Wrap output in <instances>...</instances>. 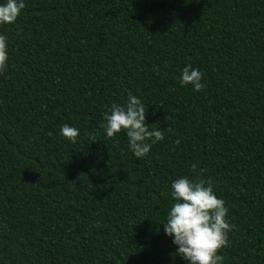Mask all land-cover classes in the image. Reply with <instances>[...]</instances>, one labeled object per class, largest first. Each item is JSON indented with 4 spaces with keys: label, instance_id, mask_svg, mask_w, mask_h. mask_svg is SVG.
<instances>
[{
    "label": "trees",
    "instance_id": "16d2710c",
    "mask_svg": "<svg viewBox=\"0 0 264 264\" xmlns=\"http://www.w3.org/2000/svg\"><path fill=\"white\" fill-rule=\"evenodd\" d=\"M24 2L0 26V264H187L161 225L201 169L233 225L224 264H264V0ZM129 94L165 131L144 159L101 127Z\"/></svg>",
    "mask_w": 264,
    "mask_h": 264
},
{
    "label": "clouds",
    "instance_id": "9594fccd",
    "mask_svg": "<svg viewBox=\"0 0 264 264\" xmlns=\"http://www.w3.org/2000/svg\"><path fill=\"white\" fill-rule=\"evenodd\" d=\"M26 8L24 0H6L0 4V26L15 24ZM7 37L0 34V74L8 67ZM155 71H159L155 69ZM204 74L191 64L183 68L180 77L181 86H191L195 91H203ZM147 112L143 102L135 95L129 94L124 106L112 104L110 114L104 115L106 124L101 125L108 138L125 133L129 148L137 159L146 158L152 146L165 139V131L157 124L149 126L146 122ZM168 130V129H167ZM51 135V133H49ZM60 135L72 144L80 137L79 129L68 124L61 126ZM85 135L93 142L96 135L86 132ZM177 140L176 144L179 145ZM193 173L197 165L192 164ZM201 169L195 179L178 178L171 183V196L174 203L161 226L167 236L173 238L177 246V255L187 264H224V256L219 253L229 247V233L233 225L228 220V208L224 200L214 192V181L205 179Z\"/></svg>",
    "mask_w": 264,
    "mask_h": 264
}]
</instances>
